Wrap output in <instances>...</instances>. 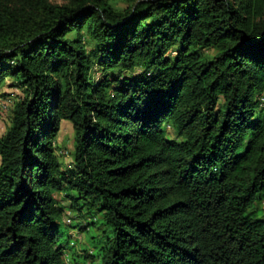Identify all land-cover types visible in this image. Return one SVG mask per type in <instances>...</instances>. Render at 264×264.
I'll list each match as a JSON object with an SVG mask.
<instances>
[{
	"label": "trees",
	"instance_id": "16d2710c",
	"mask_svg": "<svg viewBox=\"0 0 264 264\" xmlns=\"http://www.w3.org/2000/svg\"><path fill=\"white\" fill-rule=\"evenodd\" d=\"M113 1L0 0V264H264V0Z\"/></svg>",
	"mask_w": 264,
	"mask_h": 264
},
{
	"label": "rangeland",
	"instance_id": "374dc122",
	"mask_svg": "<svg viewBox=\"0 0 264 264\" xmlns=\"http://www.w3.org/2000/svg\"><path fill=\"white\" fill-rule=\"evenodd\" d=\"M54 2H60V0H52ZM113 4L118 8H124L127 6L125 0H115ZM94 74L97 78V68L94 66ZM6 82L11 84L13 81L7 78ZM22 96L21 89L14 86H3L0 89V135L3 134L10 123V114L13 102ZM169 134L172 135L171 129L168 128ZM56 153L58 160L63 168H66L72 162L73 158V129L71 123L68 120H62L60 130L55 139ZM56 198L58 204L63 206L62 221L72 226L64 225L62 223L61 230L63 231L61 238L67 239L74 243V247L69 250L71 252H79L80 250H93L96 251L99 238L101 237V231L103 226L101 220L98 219L95 223H89L87 228L79 229L76 224H86L91 222L93 218L85 216V209L82 212L76 209H69L68 205L70 200L63 196V192H57ZM81 213L82 216H78ZM78 216V217H77ZM67 261V260H66ZM68 264V261H67Z\"/></svg>",
	"mask_w": 264,
	"mask_h": 264
}]
</instances>
